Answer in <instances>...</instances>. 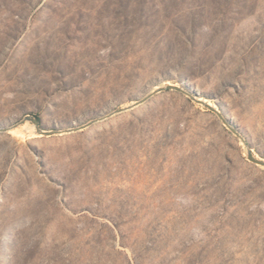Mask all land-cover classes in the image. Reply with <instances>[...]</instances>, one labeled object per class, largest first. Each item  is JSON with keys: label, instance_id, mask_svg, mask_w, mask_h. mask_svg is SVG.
<instances>
[{"label": "rangeland", "instance_id": "374dc122", "mask_svg": "<svg viewBox=\"0 0 264 264\" xmlns=\"http://www.w3.org/2000/svg\"><path fill=\"white\" fill-rule=\"evenodd\" d=\"M184 80L264 160V0H0V126ZM0 264H264V167L175 90L26 121L0 131Z\"/></svg>", "mask_w": 264, "mask_h": 264}, {"label": "water", "instance_id": "95a60500", "mask_svg": "<svg viewBox=\"0 0 264 264\" xmlns=\"http://www.w3.org/2000/svg\"><path fill=\"white\" fill-rule=\"evenodd\" d=\"M167 90H175L177 92L183 93L187 96H189L193 101L200 103L202 105H204L205 107H207L208 109L214 111L218 117L220 118V120L222 122H224L225 124H227L230 129L243 141V143L245 144V146L247 147V151H248V157L251 161H253L254 163L261 165L264 167V160L260 159L258 157H256L250 147V143L248 142V140L246 139V137L241 133V131L239 130L238 126L233 122L232 119H230L224 112H222L220 109H218L215 106H212L209 103H206L205 101H202L200 99V95L190 89L189 86L187 85H176V84H172V83H167L166 85H164L163 87L159 88V89H155L154 91L150 92L147 96L138 99L135 101V103L129 107H118L115 110L111 111L110 113H108V115L105 117L101 118H96L93 119L85 124H82L80 126L77 127H70V129H49L46 128V126L43 124L42 120L39 119L38 117L32 116L30 114L26 115L25 117H23L20 121H18L17 123L11 125V126H7V125H3L0 126V131H7V129H9L10 127H18L19 125L24 124L26 121H31L36 125L37 131L43 135H55V134H60V133H65V132H74V131H78L84 128H87L91 125H93L94 123H96L99 120L105 119V118H109L113 115L119 114V113H123L127 110H130L136 106H139L143 103H145L146 101H148L150 98H152L154 95L162 92V91H167Z\"/></svg>", "mask_w": 264, "mask_h": 264}, {"label": "bare ground", "instance_id": "6f19581e", "mask_svg": "<svg viewBox=\"0 0 264 264\" xmlns=\"http://www.w3.org/2000/svg\"><path fill=\"white\" fill-rule=\"evenodd\" d=\"M184 85H187V86H189L190 87V89H192V90H194V91H197L198 93L200 92V90L196 87V86H194L192 83H190L189 81H187V80H184ZM183 86V85H182ZM161 88V87H160ZM202 101H205L206 103H209L207 100H203V99H201ZM209 104H211V103H209ZM212 105V104H211ZM213 106V105H212ZM128 107V106H127ZM101 118V117H100ZM103 118V117H102ZM36 126V125H35ZM12 127H10L9 129H11ZM230 128V127H229ZM9 129H7V130H9ZM38 132V131H37ZM39 133V132H38Z\"/></svg>", "mask_w": 264, "mask_h": 264}]
</instances>
